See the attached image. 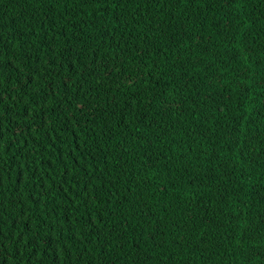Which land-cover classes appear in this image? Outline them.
<instances>
[{"label":"trees","instance_id":"1","mask_svg":"<svg viewBox=\"0 0 264 264\" xmlns=\"http://www.w3.org/2000/svg\"><path fill=\"white\" fill-rule=\"evenodd\" d=\"M0 264H264V0H0Z\"/></svg>","mask_w":264,"mask_h":264}]
</instances>
